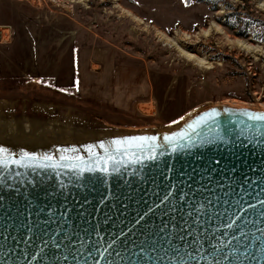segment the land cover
Segmentation results:
<instances>
[{
  "label": "water",
  "instance_id": "95a60500",
  "mask_svg": "<svg viewBox=\"0 0 264 264\" xmlns=\"http://www.w3.org/2000/svg\"><path fill=\"white\" fill-rule=\"evenodd\" d=\"M261 115L130 129L0 104V264H264Z\"/></svg>",
  "mask_w": 264,
  "mask_h": 264
},
{
  "label": "rangeland",
  "instance_id": "374dc122",
  "mask_svg": "<svg viewBox=\"0 0 264 264\" xmlns=\"http://www.w3.org/2000/svg\"><path fill=\"white\" fill-rule=\"evenodd\" d=\"M262 3L0 0V104L130 129L211 103L264 108Z\"/></svg>",
  "mask_w": 264,
  "mask_h": 264
},
{
  "label": "bare ground",
  "instance_id": "6f19581e",
  "mask_svg": "<svg viewBox=\"0 0 264 264\" xmlns=\"http://www.w3.org/2000/svg\"><path fill=\"white\" fill-rule=\"evenodd\" d=\"M262 5H264V3H262ZM209 31V30H208ZM208 31H206V33H209ZM240 46H242L245 49H251L246 43H243L240 41L239 43ZM255 50V49H254ZM182 53L190 60H193L197 65L200 66H204L205 64H207L208 62L205 60V58H200L192 53H188L186 51L182 50ZM11 104V103H10Z\"/></svg>",
  "mask_w": 264,
  "mask_h": 264
},
{
  "label": "snow or ice",
  "instance_id": "6c2138e0",
  "mask_svg": "<svg viewBox=\"0 0 264 264\" xmlns=\"http://www.w3.org/2000/svg\"><path fill=\"white\" fill-rule=\"evenodd\" d=\"M257 119H264V115H261V116H259V117H256ZM139 139H141V140H147L148 138H146V137H141V138H139ZM152 139H155V138H152ZM0 153H2V150H0ZM46 159H51V157H46ZM0 162H2V161H0Z\"/></svg>",
  "mask_w": 264,
  "mask_h": 264
},
{
  "label": "built area",
  "instance_id": "2783aa9c",
  "mask_svg": "<svg viewBox=\"0 0 264 264\" xmlns=\"http://www.w3.org/2000/svg\"><path fill=\"white\" fill-rule=\"evenodd\" d=\"M1 27H5V26H1ZM2 33H3V30L0 28V38H1L0 41H2V38H3V34Z\"/></svg>",
  "mask_w": 264,
  "mask_h": 264
},
{
  "label": "crops",
  "instance_id": "0c3cea01",
  "mask_svg": "<svg viewBox=\"0 0 264 264\" xmlns=\"http://www.w3.org/2000/svg\"><path fill=\"white\" fill-rule=\"evenodd\" d=\"M1 22H2V21H1V16H0V24H1Z\"/></svg>",
  "mask_w": 264,
  "mask_h": 264
}]
</instances>
